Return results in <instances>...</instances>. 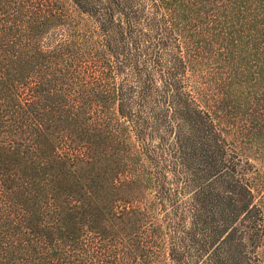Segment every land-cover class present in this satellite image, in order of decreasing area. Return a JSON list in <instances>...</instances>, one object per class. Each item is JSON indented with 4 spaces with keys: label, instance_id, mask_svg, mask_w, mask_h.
<instances>
[{
    "label": "trees",
    "instance_id": "obj_1",
    "mask_svg": "<svg viewBox=\"0 0 264 264\" xmlns=\"http://www.w3.org/2000/svg\"><path fill=\"white\" fill-rule=\"evenodd\" d=\"M0 264H264V0H0Z\"/></svg>",
    "mask_w": 264,
    "mask_h": 264
}]
</instances>
